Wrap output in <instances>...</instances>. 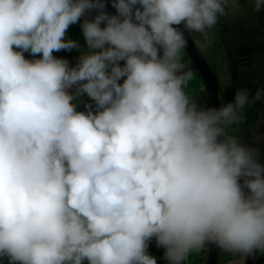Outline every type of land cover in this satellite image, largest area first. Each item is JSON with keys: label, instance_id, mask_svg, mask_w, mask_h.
<instances>
[{"label": "clouds", "instance_id": "clouds-1", "mask_svg": "<svg viewBox=\"0 0 264 264\" xmlns=\"http://www.w3.org/2000/svg\"><path fill=\"white\" fill-rule=\"evenodd\" d=\"M238 4L0 0V264H157L153 239L167 264L264 255L260 148L228 134L264 89L201 104L181 56L187 32L207 58ZM73 49L75 66L53 55Z\"/></svg>", "mask_w": 264, "mask_h": 264}, {"label": "flooded vegetation", "instance_id": "flooded-vegetation-1", "mask_svg": "<svg viewBox=\"0 0 264 264\" xmlns=\"http://www.w3.org/2000/svg\"><path fill=\"white\" fill-rule=\"evenodd\" d=\"M227 19L226 16L220 18L212 29L213 45L211 50L214 73L219 83L222 102L225 104L231 102L236 92L242 88L248 89L252 94L264 89V10L261 11L260 18L255 23L246 26L234 21L229 22ZM66 38L79 42L81 50H86L80 23L70 26ZM53 55L57 58L67 59L70 66H75L81 51L76 49L61 50L54 52ZM182 55V59H184L183 52ZM24 56L26 59L39 58V56L33 57L28 52H25ZM203 90L202 85L197 93ZM74 102L77 103V110L83 111V102L91 101L87 95H84ZM228 134L242 137L249 143L255 139L256 146L260 148V162L264 163V103L256 101L251 106L246 105L240 124L230 125ZM148 252L156 257L157 264H167L164 259L165 249L158 247L154 239L149 243ZM202 253L195 256L196 264H198ZM193 258L194 255L190 257L189 264ZM84 264L87 262L85 261ZM222 264H264V255L232 256Z\"/></svg>", "mask_w": 264, "mask_h": 264}, {"label": "water", "instance_id": "water-1", "mask_svg": "<svg viewBox=\"0 0 264 264\" xmlns=\"http://www.w3.org/2000/svg\"><path fill=\"white\" fill-rule=\"evenodd\" d=\"M106 11L110 14H115V9L112 8L111 3H106ZM96 12L93 11L91 14L82 17L84 19H93ZM261 12H254L253 6L249 0H239L238 6L229 13L226 17L229 22H236L242 25H250L255 23L260 18ZM104 24L101 25L103 27ZM188 39L187 48L182 51L185 55L183 60L190 61L191 67L193 68L195 75L198 76L202 82L204 90L193 95V99H197L199 103L207 106L219 107L222 102L219 83L214 73L213 57H212V45H213V34L211 36L212 44L211 50L209 51L207 58L202 56L192 42V36L187 32L185 33ZM123 64V62H121ZM232 257L230 253H224L214 245H208L206 250L203 251L199 257L198 264H222L223 261Z\"/></svg>", "mask_w": 264, "mask_h": 264}, {"label": "trees", "instance_id": "trees-1", "mask_svg": "<svg viewBox=\"0 0 264 264\" xmlns=\"http://www.w3.org/2000/svg\"><path fill=\"white\" fill-rule=\"evenodd\" d=\"M181 56H183L182 53ZM201 87H202V82L200 78L194 75L192 79L188 81L185 91L192 97L200 90ZM195 256L196 255H194L193 261L190 264H196Z\"/></svg>", "mask_w": 264, "mask_h": 264}]
</instances>
